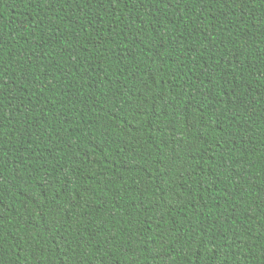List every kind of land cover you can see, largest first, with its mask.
<instances>
[{
	"label": "trees",
	"instance_id": "1",
	"mask_svg": "<svg viewBox=\"0 0 264 264\" xmlns=\"http://www.w3.org/2000/svg\"><path fill=\"white\" fill-rule=\"evenodd\" d=\"M0 264H264V0H0Z\"/></svg>",
	"mask_w": 264,
	"mask_h": 264
}]
</instances>
